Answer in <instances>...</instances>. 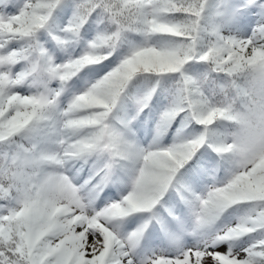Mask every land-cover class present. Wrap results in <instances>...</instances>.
I'll list each match as a JSON object with an SVG mask.
<instances>
[{"label": "snow or ice", "instance_id": "1", "mask_svg": "<svg viewBox=\"0 0 264 264\" xmlns=\"http://www.w3.org/2000/svg\"><path fill=\"white\" fill-rule=\"evenodd\" d=\"M0 264H264V0H0Z\"/></svg>", "mask_w": 264, "mask_h": 264}]
</instances>
